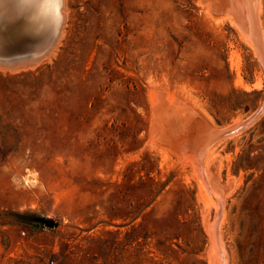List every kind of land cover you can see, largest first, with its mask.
Here are the masks:
<instances>
[{
    "label": "rangeland",
    "instance_id": "rangeland-1",
    "mask_svg": "<svg viewBox=\"0 0 264 264\" xmlns=\"http://www.w3.org/2000/svg\"><path fill=\"white\" fill-rule=\"evenodd\" d=\"M224 3L64 0L51 54L0 67V264H220L198 162L224 263L264 264V66Z\"/></svg>",
    "mask_w": 264,
    "mask_h": 264
},
{
    "label": "water",
    "instance_id": "water-1",
    "mask_svg": "<svg viewBox=\"0 0 264 264\" xmlns=\"http://www.w3.org/2000/svg\"><path fill=\"white\" fill-rule=\"evenodd\" d=\"M0 0V67L18 70L36 66L53 51L60 38L64 22V0ZM264 66V47L254 41ZM264 109V104L261 111ZM259 115L236 122L219 130L212 140L237 133L250 125ZM217 233L220 213L217 216ZM53 227L55 221L41 219Z\"/></svg>",
    "mask_w": 264,
    "mask_h": 264
},
{
    "label": "bare ground",
    "instance_id": "bare-ground-1",
    "mask_svg": "<svg viewBox=\"0 0 264 264\" xmlns=\"http://www.w3.org/2000/svg\"><path fill=\"white\" fill-rule=\"evenodd\" d=\"M4 1L9 2L8 0H4ZM224 1H225L224 5H223L224 9H221V10H224L226 13V17L231 21V23L233 25H236L239 28V30L241 31V33L243 35V38L247 41V43H249L255 50H257L255 47L256 46V44L254 42L255 40L257 42H261L263 44V47H264V27L262 25L263 22L260 21V16H258L259 10H261V8L259 7V0H224ZM53 3H54V0H50L51 6L53 5ZM219 3L222 4V2H219ZM214 10H215V8H214ZM219 10H218V12H219ZM256 52H258V51H256ZM160 101L159 102L157 101L158 102V103H156L157 106L160 105ZM182 111H184V110H182ZM161 119H163V117ZM163 121H164V119H163ZM237 121L240 122V120H237ZM161 122H162V120H161ZM161 122H158V124L164 125ZM234 123H236V122H234ZM156 129H158L157 126H156ZM218 132L219 131H217L215 133L203 132V134L200 135L201 139H199L198 145L195 149L198 159L202 158L204 156V154H205V156H207L206 154H209V152L212 150V148H213V146L211 145L212 140L214 139V137H216ZM213 145H214V143H213ZM210 146H212V147H210ZM205 156H204V158H206ZM207 158H208V156H207ZM207 158H206V160H207ZM206 162H208V161H206ZM197 170L199 173L198 176H200V178L202 179V187H203V190L205 191L206 195L210 198V200L214 201L217 206L219 205V207L222 208V202H223V197H224L225 192L222 188L219 187V184L216 181L215 175L208 171V173H207L208 177H209V178L207 177L209 179V182H208L207 179L205 178L206 175H204L203 168L201 166V162L200 163L198 162ZM221 208H218L217 216H219V213L221 216V214H222ZM217 221L218 220L216 217L215 222L209 226L210 232H211V237H212V245H213L212 251H214V252H210L209 254L212 253V256H211L212 259L214 258L215 255L216 256L219 255L220 262H221L220 264H225L224 261L226 260V253L223 249V244L221 243L220 238L217 235L218 234L217 229H216L217 223H218ZM219 222H220V220H219ZM218 227H219V224H218ZM217 258H218V256H217Z\"/></svg>",
    "mask_w": 264,
    "mask_h": 264
}]
</instances>
